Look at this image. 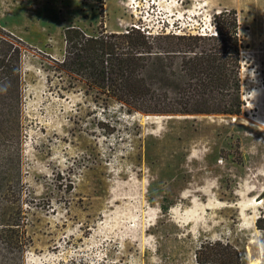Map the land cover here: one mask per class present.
I'll list each match as a JSON object with an SVG mask.
<instances>
[{"label":"rangeland","instance_id":"1","mask_svg":"<svg viewBox=\"0 0 264 264\" xmlns=\"http://www.w3.org/2000/svg\"><path fill=\"white\" fill-rule=\"evenodd\" d=\"M224 10L245 36L241 116L109 109L50 63L69 27L209 34ZM0 26L27 48L25 264H199L217 242L264 264V0H0Z\"/></svg>","mask_w":264,"mask_h":264},{"label":"trees","instance_id":"2","mask_svg":"<svg viewBox=\"0 0 264 264\" xmlns=\"http://www.w3.org/2000/svg\"><path fill=\"white\" fill-rule=\"evenodd\" d=\"M213 18L214 32L199 35L153 36L135 27L114 33L104 25L89 34L69 27L64 56H49L50 63L86 85L109 109L115 103L128 114L241 116L245 36L237 11L224 10ZM26 49L23 40L0 26V264H16L17 258L25 264L28 248L21 201ZM156 79L166 85L157 88ZM256 226L264 232V214ZM196 256L199 264H242L239 252L221 242L202 246Z\"/></svg>","mask_w":264,"mask_h":264},{"label":"built area","instance_id":"3","mask_svg":"<svg viewBox=\"0 0 264 264\" xmlns=\"http://www.w3.org/2000/svg\"><path fill=\"white\" fill-rule=\"evenodd\" d=\"M151 1H154V0H151ZM149 3H150V1H149ZM154 6H155V4H154V5H153V4L150 5V7H154ZM132 27L140 28L138 25H133ZM132 27H131V28H132ZM128 30H129V29H127L125 32L128 33ZM148 33H149V32H148Z\"/></svg>","mask_w":264,"mask_h":264},{"label":"bare ground","instance_id":"4","mask_svg":"<svg viewBox=\"0 0 264 264\" xmlns=\"http://www.w3.org/2000/svg\"><path fill=\"white\" fill-rule=\"evenodd\" d=\"M257 203H259V205H260L261 204V201L258 200Z\"/></svg>","mask_w":264,"mask_h":264},{"label":"clouds","instance_id":"5","mask_svg":"<svg viewBox=\"0 0 264 264\" xmlns=\"http://www.w3.org/2000/svg\"><path fill=\"white\" fill-rule=\"evenodd\" d=\"M6 91V89H4Z\"/></svg>","mask_w":264,"mask_h":264}]
</instances>
